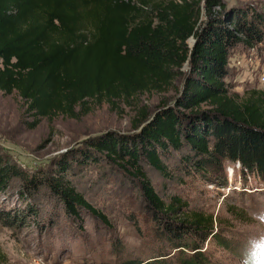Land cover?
<instances>
[{
  "label": "trees",
  "instance_id": "1",
  "mask_svg": "<svg viewBox=\"0 0 264 264\" xmlns=\"http://www.w3.org/2000/svg\"><path fill=\"white\" fill-rule=\"evenodd\" d=\"M239 46H264V1L0 0V91L17 93L35 117L79 119L90 101H130L181 83L174 99L138 113L135 133L89 139L57 162L53 176L0 152V195H17L38 223L35 200L46 193L70 218L108 224L66 178L75 164L105 159L140 180L155 248L148 258L122 260L123 244H115V264H218L204 250L207 240L230 248L217 219L179 195L163 199L146 167L168 177L164 159L185 151L191 176L226 183L231 164L264 181V89L232 93L229 59ZM0 223L24 224L23 215L0 210Z\"/></svg>",
  "mask_w": 264,
  "mask_h": 264
},
{
  "label": "rangeland",
  "instance_id": "2",
  "mask_svg": "<svg viewBox=\"0 0 264 264\" xmlns=\"http://www.w3.org/2000/svg\"><path fill=\"white\" fill-rule=\"evenodd\" d=\"M222 1L231 7L260 6L264 0ZM189 43L193 45L194 40ZM229 64L232 93L243 95L247 90L264 89L258 83L264 73V46L235 48ZM180 87L181 83H175L165 93H144L130 101H90L86 114L79 119L35 117L17 93L0 91V152L29 172L44 171L53 176L57 162L84 149L89 139L107 133H135L133 123L138 113L144 108L155 111L161 102L174 99ZM185 155L183 151L164 159L168 177L146 167L157 193L163 199L179 195L192 210L214 215L217 230L230 246L225 249L215 241L204 243V250L211 251L216 263L264 264V181L242 175L236 170L238 166L231 164L226 168V183L220 177L206 180L191 176L181 161ZM66 178L106 216L108 224L88 214L78 222L46 193L35 200L40 210L38 223L26 216L25 202L17 195H0V210L23 215L24 223L12 228L0 223V264H115L118 259L113 247L119 243L124 247L122 260L150 256L155 249L152 224L143 209L140 180L105 159L75 164Z\"/></svg>",
  "mask_w": 264,
  "mask_h": 264
},
{
  "label": "built area",
  "instance_id": "3",
  "mask_svg": "<svg viewBox=\"0 0 264 264\" xmlns=\"http://www.w3.org/2000/svg\"><path fill=\"white\" fill-rule=\"evenodd\" d=\"M217 10H219V7H217ZM258 83L260 86H264V73L259 76Z\"/></svg>",
  "mask_w": 264,
  "mask_h": 264
},
{
  "label": "water",
  "instance_id": "4",
  "mask_svg": "<svg viewBox=\"0 0 264 264\" xmlns=\"http://www.w3.org/2000/svg\"><path fill=\"white\" fill-rule=\"evenodd\" d=\"M228 7H230V6H228Z\"/></svg>",
  "mask_w": 264,
  "mask_h": 264
}]
</instances>
